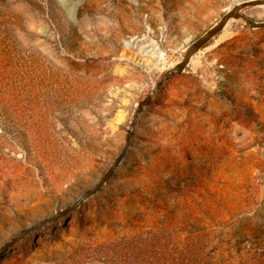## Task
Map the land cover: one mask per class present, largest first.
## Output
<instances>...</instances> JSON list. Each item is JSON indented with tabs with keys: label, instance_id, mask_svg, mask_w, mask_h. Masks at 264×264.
<instances>
[{
	"label": "rangeland",
	"instance_id": "obj_1",
	"mask_svg": "<svg viewBox=\"0 0 264 264\" xmlns=\"http://www.w3.org/2000/svg\"><path fill=\"white\" fill-rule=\"evenodd\" d=\"M238 1L0 0V245L99 180ZM0 264H264V27L229 21L106 184Z\"/></svg>",
	"mask_w": 264,
	"mask_h": 264
},
{
	"label": "water",
	"instance_id": "obj_2",
	"mask_svg": "<svg viewBox=\"0 0 264 264\" xmlns=\"http://www.w3.org/2000/svg\"><path fill=\"white\" fill-rule=\"evenodd\" d=\"M257 6H264V0L238 1L237 3L233 5V7L230 10H228L225 14L222 15V17L219 19L217 23H215L204 34H202L195 41H193L189 45L185 54L182 56L181 60L177 64H175L172 68L164 71L160 79L155 82V84L150 90L147 91L144 98L141 101L137 102V105L134 109L132 118L130 120L128 129L124 137L123 146L120 152L118 153V155L116 156V158L113 160L112 164L109 166L107 171L99 178V180L90 189L82 193L79 196V198L72 204L66 205L64 208L57 210L54 214L38 220L34 224L24 228L18 234L13 236L11 239H9L8 241L0 245V257L4 253H6L8 249H10L13 245H15L18 241H20L24 237L30 235L31 233L37 231L38 229L50 223L57 222L59 219L65 217L67 214L77 209L84 201L94 196L106 184V182L112 177L114 170L118 167V165L124 159L128 151V148L130 146L131 139H132L136 124L138 122V119L140 115L142 114V112L144 111V109L151 103L153 96L158 92L162 83L168 80L171 76L180 74L181 72H183L185 67L190 62L191 58L197 52H199L202 48H204L208 42H210L213 38L218 36L222 32V30L226 27V25L229 23V21L241 19L244 21L245 24L249 25L251 28L264 27V22H255L243 14V10L247 8H251V7H257Z\"/></svg>",
	"mask_w": 264,
	"mask_h": 264
},
{
	"label": "crops",
	"instance_id": "obj_3",
	"mask_svg": "<svg viewBox=\"0 0 264 264\" xmlns=\"http://www.w3.org/2000/svg\"><path fill=\"white\" fill-rule=\"evenodd\" d=\"M244 11H245V10H244ZM244 11H243V12H244Z\"/></svg>",
	"mask_w": 264,
	"mask_h": 264
}]
</instances>
